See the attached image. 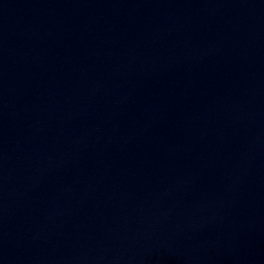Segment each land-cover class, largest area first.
I'll list each match as a JSON object with an SVG mask.
<instances>
[{"label": "water", "instance_id": "95a60500", "mask_svg": "<svg viewBox=\"0 0 264 264\" xmlns=\"http://www.w3.org/2000/svg\"><path fill=\"white\" fill-rule=\"evenodd\" d=\"M0 264H264V0H0Z\"/></svg>", "mask_w": 264, "mask_h": 264}]
</instances>
